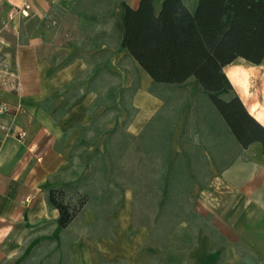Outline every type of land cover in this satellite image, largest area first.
<instances>
[{
	"label": "crops",
	"instance_id": "1",
	"mask_svg": "<svg viewBox=\"0 0 264 264\" xmlns=\"http://www.w3.org/2000/svg\"><path fill=\"white\" fill-rule=\"evenodd\" d=\"M182 1L189 10L197 4ZM138 2L0 0V105L20 109L0 114V264H264L259 143L199 191L195 211L205 227L182 221L165 234L133 225L128 186L120 201L109 198L108 212L90 202L65 229L57 225L47 190L70 182L69 142L84 140L80 129L94 120L101 88H117L128 61L151 81L124 51L125 11ZM260 70L264 62L237 59L223 74L264 126V95L248 91Z\"/></svg>",
	"mask_w": 264,
	"mask_h": 264
},
{
	"label": "rangeland",
	"instance_id": "2",
	"mask_svg": "<svg viewBox=\"0 0 264 264\" xmlns=\"http://www.w3.org/2000/svg\"><path fill=\"white\" fill-rule=\"evenodd\" d=\"M127 67L117 88H101L94 120L80 129L84 140L69 142L70 182L56 189L76 216L90 202L108 212L109 198L120 201L128 186L133 225L165 234L182 221L205 227L195 211L199 191L231 163L245 161L244 153L193 79L155 84L129 61ZM249 80L248 91L261 100L264 70Z\"/></svg>",
	"mask_w": 264,
	"mask_h": 264
},
{
	"label": "trees",
	"instance_id": "3",
	"mask_svg": "<svg viewBox=\"0 0 264 264\" xmlns=\"http://www.w3.org/2000/svg\"><path fill=\"white\" fill-rule=\"evenodd\" d=\"M139 0L127 7L124 51L152 83L184 85L193 79L241 149L259 143L264 151V126L233 93L223 69L237 59L257 66L264 62V0H197L189 10L182 0ZM64 191L47 190V204L57 210L65 229L75 218Z\"/></svg>",
	"mask_w": 264,
	"mask_h": 264
},
{
	"label": "built area",
	"instance_id": "4",
	"mask_svg": "<svg viewBox=\"0 0 264 264\" xmlns=\"http://www.w3.org/2000/svg\"><path fill=\"white\" fill-rule=\"evenodd\" d=\"M26 8L28 7V5L25 6ZM17 110L19 111L20 109L19 108H16V110L14 109H11L10 106L8 104H1L0 105V114H10L11 112H17ZM24 137V134L21 133L19 134V139L22 140Z\"/></svg>",
	"mask_w": 264,
	"mask_h": 264
}]
</instances>
